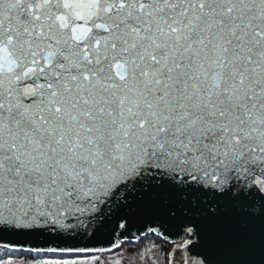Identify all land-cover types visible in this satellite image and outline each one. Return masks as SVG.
<instances>
[{
    "label": "snow or ice",
    "instance_id": "obj_1",
    "mask_svg": "<svg viewBox=\"0 0 264 264\" xmlns=\"http://www.w3.org/2000/svg\"><path fill=\"white\" fill-rule=\"evenodd\" d=\"M264 264V0H0V264Z\"/></svg>",
    "mask_w": 264,
    "mask_h": 264
},
{
    "label": "trees",
    "instance_id": "obj_2",
    "mask_svg": "<svg viewBox=\"0 0 264 264\" xmlns=\"http://www.w3.org/2000/svg\"><path fill=\"white\" fill-rule=\"evenodd\" d=\"M148 264H150V261L148 262Z\"/></svg>",
    "mask_w": 264,
    "mask_h": 264
}]
</instances>
